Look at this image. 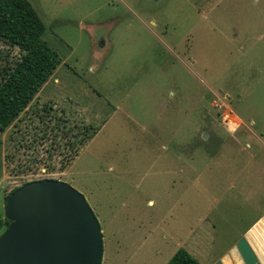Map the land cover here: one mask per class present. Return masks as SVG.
<instances>
[{
  "label": "rangeland",
  "instance_id": "rangeland-1",
  "mask_svg": "<svg viewBox=\"0 0 264 264\" xmlns=\"http://www.w3.org/2000/svg\"><path fill=\"white\" fill-rule=\"evenodd\" d=\"M30 1L62 61L0 133V219L53 178L86 197L102 264H215L244 234L264 258V0ZM21 56L0 38V80Z\"/></svg>",
  "mask_w": 264,
  "mask_h": 264
},
{
  "label": "water",
  "instance_id": "water-1",
  "mask_svg": "<svg viewBox=\"0 0 264 264\" xmlns=\"http://www.w3.org/2000/svg\"><path fill=\"white\" fill-rule=\"evenodd\" d=\"M9 226L0 234V264H102L103 232L86 197L66 181H29L5 204ZM264 231V217L257 222ZM257 226L251 227L264 248ZM215 264H264L248 234Z\"/></svg>",
  "mask_w": 264,
  "mask_h": 264
},
{
  "label": "trees",
  "instance_id": "trees-1",
  "mask_svg": "<svg viewBox=\"0 0 264 264\" xmlns=\"http://www.w3.org/2000/svg\"><path fill=\"white\" fill-rule=\"evenodd\" d=\"M45 30V23L30 0H0V38L18 46L22 52L15 64L4 67L1 74L0 133L19 117L62 61L59 53L43 38ZM74 157L62 165L63 169ZM9 224L6 217L0 219V231ZM166 264L202 263L186 248L180 247Z\"/></svg>",
  "mask_w": 264,
  "mask_h": 264
},
{
  "label": "bare ground",
  "instance_id": "bare-ground-1",
  "mask_svg": "<svg viewBox=\"0 0 264 264\" xmlns=\"http://www.w3.org/2000/svg\"><path fill=\"white\" fill-rule=\"evenodd\" d=\"M227 118H229V120L228 121H231V120H233V119H231L229 116H226Z\"/></svg>",
  "mask_w": 264,
  "mask_h": 264
},
{
  "label": "crops",
  "instance_id": "crops-1",
  "mask_svg": "<svg viewBox=\"0 0 264 264\" xmlns=\"http://www.w3.org/2000/svg\"><path fill=\"white\" fill-rule=\"evenodd\" d=\"M103 261V260H102Z\"/></svg>",
  "mask_w": 264,
  "mask_h": 264
}]
</instances>
